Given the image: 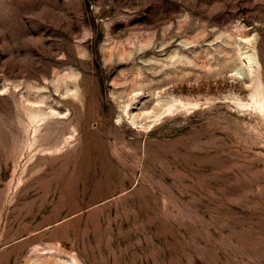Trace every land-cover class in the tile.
Instances as JSON below:
<instances>
[{"label": "rangeland", "instance_id": "374dc122", "mask_svg": "<svg viewBox=\"0 0 264 264\" xmlns=\"http://www.w3.org/2000/svg\"><path fill=\"white\" fill-rule=\"evenodd\" d=\"M262 104L264 0H0V264H264Z\"/></svg>", "mask_w": 264, "mask_h": 264}, {"label": "bare ground", "instance_id": "6f19581e", "mask_svg": "<svg viewBox=\"0 0 264 264\" xmlns=\"http://www.w3.org/2000/svg\"><path fill=\"white\" fill-rule=\"evenodd\" d=\"M259 109L263 110L264 109V105H257ZM36 118V117H35Z\"/></svg>", "mask_w": 264, "mask_h": 264}]
</instances>
